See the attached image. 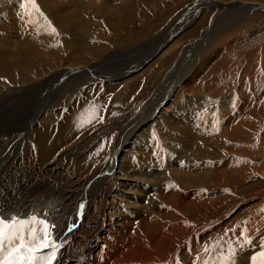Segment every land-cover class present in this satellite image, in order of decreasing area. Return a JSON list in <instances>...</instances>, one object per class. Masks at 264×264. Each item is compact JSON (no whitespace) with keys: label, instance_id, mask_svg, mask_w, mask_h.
Segmentation results:
<instances>
[{"label":"bare ground","instance_id":"bare-ground-1","mask_svg":"<svg viewBox=\"0 0 264 264\" xmlns=\"http://www.w3.org/2000/svg\"><path fill=\"white\" fill-rule=\"evenodd\" d=\"M75 1L81 0H37L36 2L41 14L51 19L52 23H54L56 28L60 30L61 34L66 33L63 32V30L68 32L67 34L69 35V37L66 35L67 37L63 38V42L61 41L62 43L60 47L54 45L57 43H51L56 48L58 47V49H60L63 53L62 56L59 55L61 60H57V58L53 59L56 51L54 52V54L52 52H49L48 54L42 52L43 54L40 53L42 58H40L41 56L35 58L33 55L36 52H40L41 49L39 50L37 48H34L35 44H32V47L30 44V42H32L31 39L36 38V40H39L43 37L44 33H46L40 31L43 33L42 35V33H37L36 31L38 27H40L41 29V25L45 24L40 19V13H37L35 10H31V14L29 15L28 12L31 9V5H24V0L21 1V7L20 0H0V76H13L12 78L8 77L10 83L7 81V77L5 78L7 79L5 82L0 80V215H3L4 217L19 216L21 218L36 215L41 219H46L49 224L55 225V227L52 229L53 237L56 239V242L59 245L62 241H64V244L60 245L58 259L54 262V264H170V261H168V259H166L165 257L164 260L160 257L163 262H160V260L156 258L158 257L157 250H154V247H150L149 242L152 240L150 239L149 241V238H153L155 244L158 245V243L163 242V240H165L167 237L173 235V233L177 229L182 230L183 227L179 226L178 228H175L168 225L167 228L169 232H171V230L172 232L171 234L167 235L166 233L163 234L162 229H158L157 225L151 226L153 224L159 223L157 222V218L159 216L158 210L162 206V203L161 201H159V192L155 194L158 197L153 199L152 194H149V191L155 193L159 190V188H162L160 186V181L157 180V177H159L161 174H165L166 172L170 173V175L168 178L163 177V180L168 181L171 185L182 184L183 186H186L191 181L194 184L197 181L201 180L204 182L207 176L210 177L212 175V168H215V163L214 160L210 162H208L209 160L201 161V158H204V156L206 155H211L213 159L217 160L218 162L222 157L223 152L221 150H214V147H219L221 145L220 143H222V140L224 139V135H221L220 132L223 133L224 130H227L226 132H224L227 133L230 129L228 126H226V124L220 127V131L218 133L214 132L211 129L212 111L210 109L212 105L215 104V99H212L209 96H205L206 98L203 99V101H200V99L196 100L192 97H183L184 94L180 92L173 95L174 99L166 103L167 106L165 105L163 108H160V111L157 112L158 115H155L156 117L152 116V113L150 112L151 115H148V118L151 116V121H153L152 127L148 126L147 129H142L144 124H142L143 121L140 117L143 116V111L139 114L137 113L136 117L133 115L127 121L122 122L121 124H124V127H127L130 131L129 142L128 140H125L126 138H124L125 141L122 140L123 133H120V131H118V127L121 125L120 124L116 129V131H118V135L116 134L117 136L115 139L117 140L111 146L110 153H108V160L106 161L105 166L99 172L94 173L93 171L89 176L83 177L85 173L88 174L87 170L90 169V166H85L84 162L89 160L90 157L97 152L99 147L98 145H101V143H99L94 149L90 150L89 154L86 153L83 156L81 155L82 157L78 159L77 163L74 164L76 165V168L75 166L73 167V169L70 168L71 166L68 167L69 164L66 165V161L75 158L73 157L75 155L74 150L77 151L78 154L79 152H82L84 150L82 145L78 146L77 142L79 141H77V139L82 136V134L84 133L83 130H86L89 125H95V120L98 117L97 115H95V111H92L93 109H95V107H86V105L79 104V106L77 107L78 110H75L74 107H72L71 110V108L69 107L67 111L64 109V111L62 112V108L64 107V105L60 109V105L58 103L53 104V100L46 101V99H48L46 96L40 99V102L39 104H37V106L34 102H32V104L30 105V101L26 100L27 98H24L25 94H34L39 91H45L47 87L53 85L52 83H55L56 80L61 79L59 77L67 76V74H75L78 75L77 78H85L87 77L86 75L88 69L98 71L110 58L115 57L120 59L121 57L136 53L140 49L148 47V45V49L150 51L152 50L150 48L153 47L156 52H158L157 50L161 51L163 48L159 49L158 45L160 47L165 43V40L169 39L167 36L164 37L162 35H159L157 38L160 39L159 41H157V39H154L148 43L146 42L145 44L143 43L141 45H138L135 48L133 47V50H131L133 53L121 51L114 52V50L110 54L108 53L103 56L101 54V59L99 60L98 58H100L99 56L101 53V49L95 50L93 49V47H91V39L94 38V35L88 34L90 32H87L86 30L83 33L82 29L85 28L81 29V22L83 23V21L82 18L79 19L80 13L77 16L75 12L72 13L74 10L72 12L71 10H69L76 9L75 5L77 4V2L75 3ZM104 1H111L110 5L108 6L109 8L113 7L115 2H117V4L119 3L121 5H124L127 2L129 3L130 0ZM70 2H74L75 5L71 4L72 6H70ZM101 3H103L102 5L104 6V2ZM201 4L202 5L196 8L200 9V7L202 6H208L207 4L202 2ZM212 5L213 3L209 7H212ZM101 10L102 9L100 7L98 12H100ZM103 12H105L103 13L105 17V24L110 22L113 24L115 20H118V18L115 17L117 14L113 10L107 11L106 7V10ZM69 13L73 15L70 16ZM190 23L189 25H191ZM95 26L96 25H94V27ZM173 26L175 25H172V27ZM174 31V29L171 30V32ZM50 32L53 33L52 30ZM212 32V30H209V32H207L205 35H211ZM31 33L33 34V36L35 35L34 38L32 37ZM100 34L102 35V31H100ZM86 35H89L90 39L86 38ZM162 37L164 38L163 41H161ZM86 42L88 43L86 44ZM122 44L123 42H115L116 48L121 47ZM151 45L154 46L150 47ZM49 46L50 45H48V47ZM112 49L115 48L112 47ZM152 53L147 54V56L143 57L144 59L142 58V61L131 70L130 68L133 64H135L137 59L135 61L133 60L129 62L131 64L129 65L128 63V68L126 69H122L121 63H118L117 68L115 69V78H113V82H116V78L120 77L123 74L131 76L129 75V73L134 74L136 73V71H139L144 66V64L154 56L152 55ZM144 55L145 53H143V56ZM62 57L66 59L65 62H63ZM245 57L247 59V65L243 73L247 72L248 67L253 64L254 59H257V51L253 50L252 53L250 51L249 54H245ZM46 60H52L54 64L48 62L50 66L46 67L47 69L45 70V66L43 68V65ZM34 65H36V68L38 69L35 72H32L35 69ZM25 72L28 74L25 75ZM12 73H14L18 78H14V74ZM29 76L33 78H30ZM42 76L44 77L42 78ZM100 77L101 80L107 79V77L103 74H101ZM112 77L110 76V78ZM125 77L126 76L121 77L120 80L125 79ZM108 81H110V79ZM67 83L69 82L67 81ZM158 92L159 91H157V93ZM41 94L43 93L41 92ZM35 100H37V98H35ZM225 100L227 99L225 98ZM156 101H158V99L148 102L146 106L142 107V109H149L153 107L150 111L156 110L158 108L157 106L162 105L163 99L161 100L162 102L160 101L161 103L159 102L157 106L154 105ZM82 102L85 101L82 100ZM226 107L229 106L226 105ZM222 108L225 109L224 106H222ZM58 113H61L60 117L57 115ZM91 115H95V119H93L91 123H86L81 126L82 119H88ZM177 124H180V127H178ZM146 125L147 123H145V126ZM151 131L155 132V134L163 140L169 141L171 138L176 139L175 142H171L169 144L170 147L165 148L166 153H171L176 150L179 151L178 153H176L177 158L175 160L171 161L172 159L168 160L166 158V164L161 163L159 153L156 149H154L153 144L150 142ZM104 134L105 132L101 129L87 139H84L85 136H83L81 137L82 143H84L85 145H89V143L93 141V138H101V136H103ZM22 139H25L26 141L27 139H29V142H32L34 144L35 150L30 149L29 143H25L23 146V152L21 154L18 153L19 151L14 150L9 151L8 153L7 151H5V148H7L11 143L16 140L21 141ZM104 143L105 141H103V144ZM130 145L132 147L133 145H137L138 152H136V155H133L132 157L128 155L130 158H126L128 152H126V147H131ZM143 146H145V148H148V151L151 152L148 157L143 156L144 154L141 151V148H143ZM153 151H156L157 153L155 155L158 156L155 162L152 161L153 157H155L153 156ZM166 153H163V155L167 156ZM148 154L146 153V155ZM244 156L246 157V155ZM181 159H185L186 163V166L183 165V168L185 167L187 170L190 169V171L193 170L191 171L192 173L198 172V175H194L196 176L197 181L190 179L192 177L186 178L185 175L184 179L182 178V176L180 177L177 174V170L175 167L181 165V163H179L181 162ZM261 159L263 158L261 157ZM247 161L246 164L248 163ZM64 162L65 165H63ZM217 164H219V162ZM229 165L226 170L229 169ZM233 166L235 167V164ZM262 168L264 169L263 166ZM217 169L219 168L217 167ZM219 170L217 171L219 172ZM258 170L261 169L258 168ZM221 173L223 172L220 171L218 175L220 174L221 176ZM108 175L113 176V179L111 181H109L110 179L108 178ZM211 177L213 178V176ZM217 180L218 179H216V181ZM203 186L205 187V185ZM199 188H201V186H199ZM207 188H209V185L207 186ZM176 192L177 191L172 188V190L168 194L169 196L174 197V194ZM136 197L139 199L141 198L140 201L146 203V205H138V202H135ZM148 201H152L153 206L149 207ZM156 203L157 206L155 207ZM256 205L257 207H255L254 209L256 214L255 216H257L258 213L259 215L255 219L258 220L257 224L264 225V203L259 206L258 204ZM144 211L147 213V216L140 221L139 225L135 226L136 230L134 232L131 225L132 221L134 218L140 219L141 215L143 214L142 212ZM244 212L245 211H243V213ZM166 215H168V212L166 213ZM242 216H244V214ZM253 217L254 216H252L251 218H247L248 220L244 219V222L245 220H247L246 222H250V224L248 223V227L251 229L253 227V224L255 223V220L252 219ZM226 220L228 219H222L217 222L208 224L209 226H211V229L208 228L212 232L211 236H215L217 234L216 231L219 230L220 226L224 225L225 222V225L229 223ZM242 220L240 224L242 223ZM237 221L239 220L236 219V222ZM199 228L200 227H197V230ZM235 228L237 227L235 226ZM261 228L263 227L261 226ZM222 232L225 231L222 230ZM250 232L252 231H249V233ZM150 234H152L153 236H150ZM199 235L200 234H198L197 236ZM259 236H261V234ZM259 236H257V238ZM196 238L198 239V237ZM245 241L247 240H245L244 236V239L239 238L233 241L236 243L235 245H233L229 243L228 240L223 239V241L218 242L219 247H216L214 251L212 250V248L209 254H206L207 257L203 256L204 258H201V262L199 264H203L204 260H218L221 256L228 255L229 248H233L236 251V255L234 257L235 264H251L250 258L253 255L259 253L262 249L261 247L256 246L258 248L257 250V248L251 246L249 243H245ZM259 242L261 244L260 239ZM197 246L200 247V245ZM165 247L164 245H158L157 249L158 251H161ZM190 247H192V245ZM183 249L185 248L183 247ZM163 255H165V253H162V256ZM193 258L187 259L186 257H182V264H198L193 260ZM257 264H260L259 257Z\"/></svg>","mask_w":264,"mask_h":264},{"label":"rangeland","instance_id":"rangeland-1","mask_svg":"<svg viewBox=\"0 0 264 264\" xmlns=\"http://www.w3.org/2000/svg\"><path fill=\"white\" fill-rule=\"evenodd\" d=\"M21 1L22 0H20V7ZM76 2L77 4L75 5ZM101 2H104L105 7ZM110 2L111 1L106 2L104 0H81L75 1V3L70 2V6L74 4L76 9L69 10H71V12L74 10L72 13L75 12L77 16L80 13L79 19L82 18L83 23L81 22V29L85 28L82 29V32L84 33L86 30L87 32H90L88 34L94 35V38H92L93 40L91 39V47H93V49L95 50L101 49V53L99 56L100 58H98L99 60L101 59V54L102 56L108 53L110 54L114 50V52H132L131 50H133V47L135 48L138 45H141L143 43L145 44L146 42L148 43L154 39H157L159 35H162L164 37L167 36L169 38L165 40V43L160 47L158 45L159 49H163L161 51L157 50L158 52H156L153 47L154 45H151L150 47L153 48H150L152 49L150 51L148 49V45V47L142 48L136 53L132 52L133 54L121 57L120 59L111 56L113 58H110L108 61H106L98 71L88 69L86 75L88 78H77L78 75L67 74V76L59 77L61 79L58 78L59 80H56L55 83H52L53 85L47 87L45 91H39L34 94L28 93L27 95L25 94L24 98H27L26 100L30 101V105L32 104V102H34L37 106V104H39L40 102V99L46 96L48 98L46 99V101L53 100V104L58 103L60 105V109L64 105V107L62 108V112L64 111V109L67 111L69 107L71 108V110L72 107H74L75 110H78L77 107L79 106V104L86 105V107H95V115L98 116L95 120V125H89L86 130H83L84 133L81 137L85 136L84 139H87L101 129L105 132V134L101 136V138H93V141L89 143V145H85L84 143H82V138L79 137V140L77 139V141L79 142H76L78 143V146L82 145L84 150L82 152H79V154L74 150L75 155L73 157L75 158L66 161V165L69 164L68 167L71 166L70 168L73 169V167L75 166L76 168V165L74 164L77 163L78 159H80L86 153L89 154L90 150L94 149L99 143H101V145H98L99 147L97 152L92 155L89 160L84 162V165H89L90 169L92 168V171L90 169L87 170L88 174L85 173L83 177L89 176L93 171L94 173H97L105 166L106 161L108 160V153H110L111 146L117 140L115 138L118 135V131H120V133H123L122 140H128L129 142L130 131L127 127H124V124L121 123L130 119L133 115L136 117L137 113L139 114L143 111L142 113H144V117H140L143 121L142 124H144L142 129H147L148 126H153L151 116L148 118V115H151L150 112L152 113V116L158 115L157 112L160 111V108H163L166 103L173 100V95L177 93L181 92L184 94L183 97H192L196 100L200 99V101H203V99L206 98L205 96H209L210 98L215 99L216 102L210 109L212 111L211 129L214 132L218 133L220 131V127L224 124H226V126H228L230 129L227 133H224L227 130H224L223 133L220 132L221 135H224L225 140L223 139L222 143H220V148L214 147V150H221L223 152V155L221 157L223 159L220 158L218 161L219 164H217V160L213 159L211 155H206L204 156V158H201V161L209 160L208 162H210L214 160L215 163V168H212L213 172L211 175L213 176V178L211 176V178L207 176L204 182L202 180H196V176L194 175H198V172L192 173L191 171L193 170L190 171V169L187 170L185 167L183 168V165L186 166V163L185 159H181V162H179L181 163V167H175L177 170V174L180 177L182 176V178L184 179L185 177H192L190 179L194 181L196 180L197 185L196 183L194 184L191 180L188 185L185 184L186 186H183L182 184L171 185L168 181L163 180V177H169L170 173L168 172L157 177V180L160 181V186L162 188H159V190L155 193L149 191V194H152L153 199L159 196V201H161L162 206L158 210L159 216L157 218V222L159 223L153 224L151 226L157 225V228L162 229V233H166L167 235L171 234L172 232V230L171 232H169L167 228L168 225L175 228L182 226L183 229H177L173 233V235L167 237L165 240H163V242L158 243V245H164V247L166 245V247L161 251H158V245L155 244L153 238H149V241L150 239L152 240L149 242V245L152 248L154 247V250H157L158 257L156 258H158L160 262H163L165 257L166 259H168V261H170V264H182V257H186L187 259H192L194 257L195 259L193 258V260L199 264L201 262V258H204L205 256L207 257L213 246L218 244V242L223 241V239H226L229 241V243L235 245L236 243L233 241L239 238L244 239L245 236V240L250 241L249 244L251 246L255 248H257L258 246L260 247L261 244L259 242V239L261 243L262 240L264 241V225L257 224L258 220L255 218L259 215V213L257 214V216H255L256 214L254 209L255 207H257L256 204H258L259 206L264 203V169L262 168V166L264 167V0H130L129 3L127 2L124 5H121L119 3L117 4V2H115L113 7L108 8ZM201 2L207 4L208 6H202L200 7V9L196 8L202 5ZM212 3V7H209ZM101 5L103 6V8ZM100 7L102 10L98 12ZM106 7L107 11L113 10L117 14L115 17H117L118 20H115L113 24L111 22L105 24L104 22L105 17L103 13L105 12L103 11L106 10ZM39 13L41 21L47 25L42 23V30L40 29V27H38L36 31L37 33H39L40 31L46 33H44L43 35V33L40 32L42 33L44 38L42 37L39 40H36V38H34L35 35L33 36V34L31 33L32 37L34 38L31 39L33 42H30L31 46L33 47L32 44H35L34 48L42 50H40V52L34 51L36 53L33 55L35 58H37L41 56L40 53L48 54L49 52H52L54 54V52L56 51L57 53L55 52L53 59L57 58V60H61L60 56H62L63 53L60 49H58V47L56 48L55 46H61L63 38H66L67 36L69 37V35L67 34L68 32L63 30V32L66 33L61 34L60 30L56 28L51 19L42 15L41 12ZM69 15L72 16L73 14L69 13ZM189 23L191 25H189ZM94 25L96 26L94 27ZM172 25L175 26L172 27ZM89 26L91 29L89 28ZM54 27L56 30L55 33L58 30L56 34L50 32ZM173 29L175 31L171 32V30ZM209 30L213 31V35H205L207 32H209ZM100 31H102V35L100 34ZM48 37L51 39H49ZM86 38H89V35H86ZM161 39V41L164 40L163 37ZM159 40L160 39H157V41ZM115 42H123V44L121 47L116 48ZM51 43L57 44H54V46ZM87 43L88 42H86V44ZM48 45L50 46L48 47ZM51 45L54 47H52ZM112 47L115 49H112ZM246 50L249 52H247ZM253 50L257 51L258 57L257 59H254L253 64L248 67L247 72L243 73L247 65L245 54H249L250 51L252 53ZM143 53H145L144 56ZM150 53H152V55L154 56L152 57L151 55L152 58L150 57L151 59L149 58L150 60L147 61L139 71H136V73L134 74L129 73V75L131 76L123 74L120 77L116 78V82H113V78H115V69L117 68L118 63H121L122 69H126L128 68L129 62L133 60L135 61L137 59L135 64H133L130 68L131 70L142 61L143 57L147 56V54ZM40 58H42V56ZM62 59L63 62L66 61L65 58L62 57ZM52 60H46L44 65L42 64L43 68L45 66V70L47 69L46 67L50 66L48 62L54 64ZM130 64L131 63H129V65ZM34 67L35 69L33 71L31 70L32 72H35L38 69L36 68V65H34ZM28 73H26L25 75H27ZM101 74L105 75L107 79L101 80ZM110 76L113 77L110 78ZM124 76H126L125 79L120 80L121 77ZM6 77L0 76V80L5 82L8 77H11V75L8 76L7 79H5ZM15 77L18 78L14 74V78ZM43 77L44 76H42V78ZM109 79L110 81H108ZM7 81L10 83L9 79ZM67 81L69 83H67ZM157 91H159V94L157 93ZM41 92L43 94H41ZM161 96H164L165 98ZM35 98H37V100H35ZM225 98L227 100H225ZM156 99H158V101L155 102V106H157L158 103L163 99V102L161 101L162 105L157 106L158 108L156 110L150 111L153 107L149 109H142V107L146 106L148 102ZM82 100L85 102H82ZM226 105L229 107H226ZM222 106H224V108L227 110L223 109ZM61 113H58L57 115L60 117ZM145 123H147L146 126ZM117 127L119 129L118 131H116ZM178 127H180V124L178 125ZM150 135V142L153 144L154 149H156L159 153L162 164H166V158L168 160L172 159L171 161L177 158L176 153L179 152L178 150L171 153L165 152V148L170 147L169 144L171 142H175L176 139L171 138L169 141L163 140L159 138V136L156 135L153 131L150 132ZM124 138L126 139L124 140ZM103 141H105L104 144ZM25 143H29L30 149L35 150L34 144L32 142H29V139H27V141L25 139H22L21 141L16 140L11 143L7 148H5V151H7L8 153L9 151L14 150L19 151L18 153L21 154L23 152V146ZM16 146L18 149L16 148ZM137 149V145H133V147H126V152L128 151L126 158L136 155V152H138ZM141 151L144 154L143 156L146 157H148L151 153L148 151V148H145V146L141 148ZM157 152L153 151V156H155L153 157V162H155V160L158 158V156L155 155ZM146 153L149 154L146 155ZM163 153H166L167 156L163 155ZM244 155H246V157ZM261 157L263 159H261ZM246 161L248 162L247 164ZM234 164L235 167L233 166ZM63 165H65V162L63 163ZM228 165L229 169L226 170L228 168ZM232 166L236 169H234ZM217 167L221 169L219 170L217 169ZM258 168L262 171L258 170ZM217 170H219V172ZM220 171L223 172L221 173V176L220 174L218 175ZM214 175L216 176V178ZM108 178L110 179L109 181H111L113 179V176L108 175ZM216 179L218 180L216 181ZM198 184L199 186H201V188H199ZM203 185H205V187ZM208 185L209 188H207ZM172 188L177 191L174 194V197H171L168 194L172 190ZM158 192L159 195H155ZM140 200L141 198H135V202L137 201L138 205H146V203H143ZM148 206H153L152 201H148ZM156 206L157 203L155 204V207ZM242 210L245 212L243 213ZM167 212L168 215H166ZM142 213L143 214L141 215L140 219L134 218L132 221L131 225L134 232L136 230L135 226L139 225L140 221L147 216V213L145 211ZM241 213L242 215L244 214L245 217L242 216ZM251 215L254 216L252 219H254L256 225H258L256 226L254 223V228L252 227V229L248 227L250 222H246L248 220L247 218L252 217ZM222 219H228L226 221H228L229 223L225 225V222L224 225L220 226L219 230L216 231L217 234L215 236H211V226H209L208 224L217 222ZM236 219H238L239 221L236 222ZM244 219L247 220H245L244 222ZM241 220L242 223L240 224ZM235 226L237 228H235ZM261 226L263 228H261ZM197 227L200 228L197 230ZM222 230L225 232H222ZM249 231H252L253 233H249ZM196 233L197 235H200L197 236ZM260 234L261 236H259ZM150 236L153 235L150 234ZM257 236L259 237L257 238ZM196 237H198V239ZM252 238L254 241L252 240ZM209 241H211L212 243ZM196 244L200 245V247ZM191 245L192 247H190ZM183 247L185 249H183ZM206 247L209 249L208 252L205 251ZM162 253H165V255L162 256Z\"/></svg>","mask_w":264,"mask_h":264},{"label":"snow or ice","instance_id":"snow-or-ice-1","mask_svg":"<svg viewBox=\"0 0 264 264\" xmlns=\"http://www.w3.org/2000/svg\"><path fill=\"white\" fill-rule=\"evenodd\" d=\"M29 4L31 5L29 15L31 10L40 12L36 0H24V5ZM55 31V28H52V32L55 33ZM93 119L95 115L82 119L81 126L91 123ZM54 227L55 225L49 224L46 219L36 215L28 218L0 215V264H54L60 249V245L53 237ZM216 247L219 245H214L212 250L214 251ZM260 247L262 250L250 258L251 264H257L258 257L260 264H264V241ZM205 251L208 252L209 249L206 247ZM235 255V249L229 248L228 255L221 256L218 260H204L203 264H235Z\"/></svg>","mask_w":264,"mask_h":264}]
</instances>
